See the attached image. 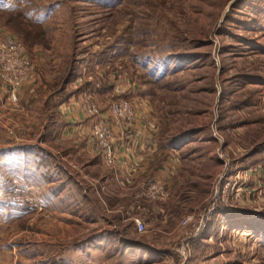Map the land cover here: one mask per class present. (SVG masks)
<instances>
[{"label": "rangeland", "instance_id": "rangeland-1", "mask_svg": "<svg viewBox=\"0 0 264 264\" xmlns=\"http://www.w3.org/2000/svg\"><path fill=\"white\" fill-rule=\"evenodd\" d=\"M0 26L23 41L42 82L0 107V264H179L183 221L238 171L255 172L239 181L244 216L232 225L246 235L193 241L188 264L227 242L236 258L246 250L245 264H264V0H0ZM93 68L101 80L127 74L140 87L131 98L150 102L166 199L117 187L93 149L52 135Z\"/></svg>", "mask_w": 264, "mask_h": 264}, {"label": "crops", "instance_id": "crops-1", "mask_svg": "<svg viewBox=\"0 0 264 264\" xmlns=\"http://www.w3.org/2000/svg\"><path fill=\"white\" fill-rule=\"evenodd\" d=\"M0 30L4 31L1 26ZM34 53L37 54V56H40L38 52L35 51ZM40 54L47 56V60L49 61L51 59H56L55 56L53 57L51 52H43ZM57 60L59 61L60 59L58 58ZM37 72L38 71L35 67L30 74L29 81L20 89L18 94L19 102L21 100L22 103L24 100H27V97L30 96L31 98L38 92L42 82L40 74ZM96 73L97 72H95L93 68L89 73V77L85 75V77L83 76L82 79H80V84L84 81L81 86H84L85 88L77 93V95L70 97L67 104L61 106L60 113L62 119L60 123L62 124V130H54L52 135L59 132L57 135L60 136L61 139L66 140L67 138H70L72 140H77V142L81 145V149H85L87 152L91 151L93 149V143L90 136V126L89 122L81 113V109L79 107L80 93L84 90L91 91L104 109L111 102L118 100H130L135 104L137 111L135 121L124 130L119 128L113 121H109L110 126L114 130L115 148L118 154V161L116 167L112 170V177L115 179V182L118 183L116 186L118 187L119 185V187L123 190H132L135 188L139 189L142 185L149 181L150 178L162 179V176L168 170L166 167V161H168V159L161 160L160 157L161 151L159 150L157 144L159 127L158 124H156L157 119L155 120L152 117L150 102L147 100L138 101L137 99L131 98L139 95L140 87L137 84V80H132L131 77H128L125 73H122V76L118 79L115 77V74H107V78L104 79L105 76H103V80H101L96 78ZM36 82H39V85H37ZM113 98L117 99L112 100ZM1 105L10 106L13 105V103L10 98V92L2 86L0 80V107ZM180 153V151L172 152L169 159L172 156H175L176 158L177 154L181 157ZM6 162L7 161L3 164H6ZM57 165L55 170L61 171L62 166ZM256 179L257 177L254 178V180ZM54 181L55 180L53 179L52 182ZM47 187L48 186L42 185L41 188L38 187V190L39 192L45 191ZM49 194L51 195V193L47 192L45 193V196H47V198L51 197ZM41 195L44 196V194ZM242 198L244 199L246 196L243 194ZM153 206L156 207V205ZM138 210L142 213V220L148 221L149 215L146 208L139 205ZM153 210L154 212H159L155 208H153ZM236 211L238 212V210ZM237 219L239 218H235L232 221L231 219L227 220L228 222H226V226L223 227V229H220L217 234L211 236L209 239L203 240L202 243L214 245L220 240L219 237H227L228 235V238H223V240L229 241V237H234L236 231H242L240 229L233 230V222ZM228 231L231 233L228 234ZM221 243L223 245L222 240ZM258 251L264 253V244L261 245L260 243ZM236 254V251L231 249L229 247V242H227L226 251L224 249V252H221L220 250V253H216V250H214V252L210 253L209 256H207L200 264H245L246 250H244L238 258H236Z\"/></svg>", "mask_w": 264, "mask_h": 264}, {"label": "built area", "instance_id": "built-area-1", "mask_svg": "<svg viewBox=\"0 0 264 264\" xmlns=\"http://www.w3.org/2000/svg\"><path fill=\"white\" fill-rule=\"evenodd\" d=\"M32 68L33 64L23 41L7 31L0 30V80L4 88L10 92L12 103L17 102L20 89L29 81ZM79 107L84 118L89 122L94 152L101 157L104 166L115 168L118 154L115 148L114 130L109 121H113L124 130L136 119L135 104L130 100H118L111 102L104 109L91 91L84 90L79 95ZM254 174V171L242 172V174L238 171L234 181L226 174L220 176L216 183L215 194L204 211L196 216H188L183 221V226L191 229L185 233L183 245L177 250L180 257L179 264H188L192 242L200 239L203 231L211 226L219 209L225 208L231 212L237 210V198L240 199L242 193V186L238 185L239 181L243 179L242 176L248 179ZM136 197L151 203L166 199L168 197L166 181L163 178L147 181L138 189ZM15 201L21 205V201L16 199ZM133 221L139 232H145L146 226L140 217H135ZM239 234L246 235L243 231H237L235 236Z\"/></svg>", "mask_w": 264, "mask_h": 264}, {"label": "trees", "instance_id": "trees-1", "mask_svg": "<svg viewBox=\"0 0 264 264\" xmlns=\"http://www.w3.org/2000/svg\"><path fill=\"white\" fill-rule=\"evenodd\" d=\"M39 42V41H37ZM85 85V84H84ZM242 213L237 212V211H229L225 208H221L217 211L216 216L211 224L210 227H208L206 230L203 231V233L201 234V237L199 239V241H196L195 244L197 243L198 245L203 244L202 241L205 239H209L211 236L215 235L216 232H218L221 228L220 224H222L223 222L229 220V219H233V218H238L244 215H241ZM223 220V221H222ZM222 223H221V222ZM217 223H219L218 225H216ZM217 226V227H216ZM219 226V227H218Z\"/></svg>", "mask_w": 264, "mask_h": 264}]
</instances>
